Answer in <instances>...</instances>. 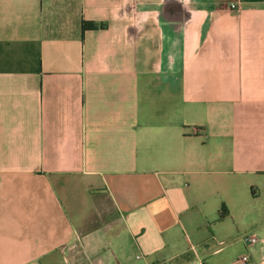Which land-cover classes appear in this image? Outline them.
<instances>
[{"label":"crops","instance_id":"0c3cea01","mask_svg":"<svg viewBox=\"0 0 264 264\" xmlns=\"http://www.w3.org/2000/svg\"><path fill=\"white\" fill-rule=\"evenodd\" d=\"M245 254L264 263V0H0V264Z\"/></svg>","mask_w":264,"mask_h":264},{"label":"built area","instance_id":"2783aa9c","mask_svg":"<svg viewBox=\"0 0 264 264\" xmlns=\"http://www.w3.org/2000/svg\"><path fill=\"white\" fill-rule=\"evenodd\" d=\"M232 8L235 7V5H232L231 6ZM257 242V237L256 236H253V235H250V236H246L245 237V243L248 245V246H252L254 245L255 243ZM199 264H202V263H199ZM234 264H250V257L248 254H245L243 256H241L240 258H238ZM264 264V263H262Z\"/></svg>","mask_w":264,"mask_h":264},{"label":"trees","instance_id":"16d2710c","mask_svg":"<svg viewBox=\"0 0 264 264\" xmlns=\"http://www.w3.org/2000/svg\"><path fill=\"white\" fill-rule=\"evenodd\" d=\"M95 27V25L94 24H90V25H88V27ZM85 27H87V25H85V24H83V30L85 29ZM227 215V211L223 208V209H221L220 210V212H219V219H223L225 216Z\"/></svg>","mask_w":264,"mask_h":264}]
</instances>
